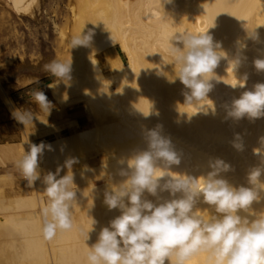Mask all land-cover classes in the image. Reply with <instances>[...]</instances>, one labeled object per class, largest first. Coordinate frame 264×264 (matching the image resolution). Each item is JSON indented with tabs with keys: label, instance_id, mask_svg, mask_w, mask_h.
Listing matches in <instances>:
<instances>
[{
	"label": "bare ground",
	"instance_id": "obj_1",
	"mask_svg": "<svg viewBox=\"0 0 264 264\" xmlns=\"http://www.w3.org/2000/svg\"><path fill=\"white\" fill-rule=\"evenodd\" d=\"M38 1L4 0L15 14L34 18ZM185 31H208L227 54L214 70L218 79L212 80L209 101L203 102L209 107L204 111L185 105L184 86L175 79L172 38ZM81 32L91 33V40L72 47V38ZM249 32L259 39L250 38ZM64 36L67 46L61 58L71 61L70 79L54 77L47 87L61 106L78 105L77 113L87 123L71 135L51 136L37 143L46 147L38 160L40 179L28 184L29 193L6 195L0 191V264H87L88 247L96 242L99 230L120 214L108 210L103 193L123 179L117 175L118 160L146 148V129L162 125L163 133L171 138L181 154V164L171 169L174 172L201 176L210 170L209 160L219 158L231 165L224 177L232 185L250 186L249 172L264 168V117L236 121L226 118L225 110L233 98L264 82V72L254 66L256 59H264V0H75ZM237 41L246 47L240 49ZM115 44L119 50L114 49ZM101 50L107 58V73L96 59ZM237 58L240 63L232 69ZM244 75L248 77L245 88L228 84ZM7 101L5 105L14 113L17 109ZM19 124L22 138L0 143L2 165L7 160L17 165L34 144L28 124ZM236 143L241 147H235ZM92 154H96L94 159L87 158ZM73 158L77 161L71 168L77 191L73 228L58 230L54 239L46 240L42 209L48 201L43 177L58 169V178L67 174L70 170L65 162ZM260 196L252 205L257 213L264 212V192ZM197 208V214L205 218L214 214L202 202ZM189 264L210 261L201 252Z\"/></svg>",
	"mask_w": 264,
	"mask_h": 264
},
{
	"label": "clouds",
	"instance_id": "obj_2",
	"mask_svg": "<svg viewBox=\"0 0 264 264\" xmlns=\"http://www.w3.org/2000/svg\"><path fill=\"white\" fill-rule=\"evenodd\" d=\"M249 36L259 39L255 32H249ZM90 40L91 33L81 32L72 38L71 45H87ZM172 41L175 79L184 86V103L204 111L209 107L203 102L209 101L212 80L218 79L214 70L227 54L208 31L176 33ZM237 43L240 49L246 47ZM239 63L237 58L230 67L234 69ZM254 66L264 72V59H256ZM43 70L57 80L70 79L71 61L53 59ZM247 79L244 75L228 84L245 88ZM30 99L40 111L50 113L52 104L43 91L33 90ZM225 110L226 118L236 121L264 117V82L255 83L233 98ZM13 115L23 125L36 118L29 109H17ZM144 140L145 149L118 160L117 175L123 179L105 189L103 203L109 211L119 210L120 214L99 230L96 242L88 247L87 264H189L201 252L207 254L210 264H264V212L257 213L252 208L264 192V168L249 172L250 186L232 185L224 177L231 165L219 158L209 160L210 170L204 175L178 173L171 169L181 164V154L163 133L162 125L146 129ZM234 146L241 147L239 143ZM45 147L43 143L29 145L17 162L30 186L40 179L38 160ZM76 162L75 158L67 160L64 166L70 171L59 178L60 169L43 177L48 201L42 209V234L46 240L54 239L58 230L73 228L72 206L77 191L71 168ZM199 202L212 208L214 214L209 218L198 215Z\"/></svg>",
	"mask_w": 264,
	"mask_h": 264
},
{
	"label": "rangeland",
	"instance_id": "obj_3",
	"mask_svg": "<svg viewBox=\"0 0 264 264\" xmlns=\"http://www.w3.org/2000/svg\"><path fill=\"white\" fill-rule=\"evenodd\" d=\"M74 5L75 0H39L34 18L15 14L0 0V143L17 142L22 138V130L18 131L20 124L6 106L8 99L14 108L29 109L35 115L33 122L28 123L29 137L34 144L51 136L71 135L86 126L84 117L77 113L78 105L61 106L52 98L47 84L54 77L43 70L53 59L62 61L67 46L64 35L68 33ZM113 47L119 50L116 44ZM96 53L99 65L108 72L105 52ZM117 53L124 59L122 53ZM28 79L30 83L21 84ZM33 90L46 94L52 104L49 114L40 111L31 101ZM95 157L96 154H92L87 158ZM28 187L15 161L0 163V191L4 190L6 195L29 193Z\"/></svg>",
	"mask_w": 264,
	"mask_h": 264
},
{
	"label": "crops",
	"instance_id": "obj_4",
	"mask_svg": "<svg viewBox=\"0 0 264 264\" xmlns=\"http://www.w3.org/2000/svg\"><path fill=\"white\" fill-rule=\"evenodd\" d=\"M26 92V91H25Z\"/></svg>",
	"mask_w": 264,
	"mask_h": 264
}]
</instances>
